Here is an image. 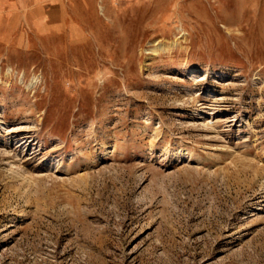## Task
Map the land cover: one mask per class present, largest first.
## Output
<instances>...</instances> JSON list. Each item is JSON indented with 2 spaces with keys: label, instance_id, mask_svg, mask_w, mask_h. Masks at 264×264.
<instances>
[{
  "label": "rangeland",
  "instance_id": "rangeland-1",
  "mask_svg": "<svg viewBox=\"0 0 264 264\" xmlns=\"http://www.w3.org/2000/svg\"><path fill=\"white\" fill-rule=\"evenodd\" d=\"M0 264H264V0H0Z\"/></svg>",
  "mask_w": 264,
  "mask_h": 264
},
{
  "label": "crops",
  "instance_id": "crops-1",
  "mask_svg": "<svg viewBox=\"0 0 264 264\" xmlns=\"http://www.w3.org/2000/svg\"><path fill=\"white\" fill-rule=\"evenodd\" d=\"M24 4V3H23Z\"/></svg>",
  "mask_w": 264,
  "mask_h": 264
}]
</instances>
